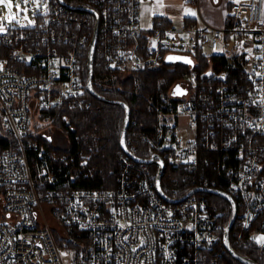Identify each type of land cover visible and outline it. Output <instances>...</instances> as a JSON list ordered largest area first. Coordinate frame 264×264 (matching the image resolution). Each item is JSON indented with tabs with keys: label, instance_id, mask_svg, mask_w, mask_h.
<instances>
[{
	"label": "built area",
	"instance_id": "built-area-1",
	"mask_svg": "<svg viewBox=\"0 0 264 264\" xmlns=\"http://www.w3.org/2000/svg\"><path fill=\"white\" fill-rule=\"evenodd\" d=\"M88 1L99 15L95 61L97 54L124 74L188 65L180 86L162 95L168 109L156 134L141 135L173 168L166 194L182 198L198 186L229 193L235 243L264 250V0H231L230 26L211 32L190 24L185 34L162 20L144 30L141 0ZM91 15L97 21L60 0L36 8L31 25L9 7L0 14V264H229L219 232L226 210L214 197L227 198L199 190L170 201L150 163L125 150L114 187L76 186L77 167L61 176L51 166L69 157L49 145L56 125L43 115L93 103L83 72ZM227 31L243 44L231 57L236 64L199 72L196 54L227 45ZM171 54L193 62L168 61ZM40 120L50 127L42 130ZM137 137L127 136L132 152Z\"/></svg>",
	"mask_w": 264,
	"mask_h": 264
},
{
	"label": "trees",
	"instance_id": "trees-1",
	"mask_svg": "<svg viewBox=\"0 0 264 264\" xmlns=\"http://www.w3.org/2000/svg\"><path fill=\"white\" fill-rule=\"evenodd\" d=\"M73 5H89L88 0H66ZM92 16V15H91ZM91 26L90 39L92 40L96 19L94 16ZM165 25H169L167 20L159 18ZM230 18L228 26L232 24ZM193 24L189 22V25ZM229 32H226L227 39ZM200 60L199 72L206 71L213 64L217 70H223L236 64V60L231 59L226 53H208L202 48L196 54ZM188 65L183 62L166 63L163 67L155 70L147 69L131 72L128 77L124 76L121 69H112L104 64H100L96 54L94 85L98 92L113 98L126 101L131 106V122L128 127L127 136L136 132V148L133 152L138 156L148 158L155 151L145 143L141 137L144 131L155 135L161 121V112L167 110L164 106L163 94H170L174 88L180 86L184 79V72ZM84 78L88 81V52L84 58ZM235 72H238L236 69ZM89 98L93 101L92 106L86 109L61 110L46 113L52 116V122L68 133L70 138L68 165L65 162H51L53 169L61 174H67L71 167H77L80 171L79 177L74 185L89 188H109L114 187L117 182V171L120 168V155L123 151L121 146V135L125 122L126 110L123 105L105 102L95 97L88 91ZM68 123V124H67ZM53 146L52 143H49ZM3 146H9L5 142ZM214 160L217 162L222 157L220 152H212ZM31 161L37 163L40 158L32 153ZM86 160L82 166L81 162ZM155 175L158 172V164H149ZM221 166V165H220ZM209 173H216L217 170L208 168ZM173 168L166 159V173L162 177V186L168 192L167 173ZM226 210L222 219L220 229V246L224 251L225 258L229 264H245L236 259L226 248L223 242L225 228L232 216L231 203L220 197H214ZM231 242L240 253L254 258L260 264H264V250L244 249L235 243L234 233L231 234Z\"/></svg>",
	"mask_w": 264,
	"mask_h": 264
},
{
	"label": "crops",
	"instance_id": "crops-1",
	"mask_svg": "<svg viewBox=\"0 0 264 264\" xmlns=\"http://www.w3.org/2000/svg\"><path fill=\"white\" fill-rule=\"evenodd\" d=\"M230 3L231 0H141V25L149 31L159 18H164L179 34H185L189 22L201 29L209 26L211 32L222 31L231 17Z\"/></svg>",
	"mask_w": 264,
	"mask_h": 264
},
{
	"label": "water",
	"instance_id": "water-1",
	"mask_svg": "<svg viewBox=\"0 0 264 264\" xmlns=\"http://www.w3.org/2000/svg\"><path fill=\"white\" fill-rule=\"evenodd\" d=\"M63 3L67 4L69 7H71L72 9L75 10H82V11H89L92 12L96 15L97 17V21H96V26H95V32L93 35V38L91 40L90 43V49H89V53H88V69H89V74H88V81H87V86L89 91L97 98L105 101V102H110V103H117V104H121L124 106L125 110H126V114H125V122H124V126H123V130H122V135H121V146L122 149L125 150L126 152H128L133 158H135L138 161L141 162H146V163H156L158 164L159 168H158V172H157V187L159 189V191L161 192V194L167 198L170 201H180L185 199L187 196L191 195L192 193L199 191V190H206L215 194H219L225 198H227L232 206H233V212H232V216L225 228V232H224V244L226 246V248L229 250V252L238 260L242 261L245 264H260L257 260H255L254 258H251L249 256H246L242 253H240L237 249L234 248V246L232 245L231 242V230L234 226L235 220H236V216H237V206L236 203L234 201V199L232 198V196L222 190L219 189H215V188H207V187H203V186H198L195 187L193 189H191L185 196H183L182 198H172L170 196H168V194H166V192L164 191L163 187H162V177H163V173L165 170V160L161 157V155L159 153H154L152 156L145 158V157H141L138 156L137 154H134L127 146V132H128V127L130 125L131 122V106L124 100L121 99H113L110 97H107L103 94H101L100 92L97 91V89L95 88L94 85V71H95V50H96V46H97V40H98V32H99V15L97 13L96 10H94L93 8L89 7V6H85V5H73L68 3L66 0H60ZM169 57H181V58H186V59H179L180 61H190L193 62L192 58L186 55H181V54H171L168 56ZM168 61H176V59L173 60H169ZM25 133V132H24Z\"/></svg>",
	"mask_w": 264,
	"mask_h": 264
},
{
	"label": "rangeland",
	"instance_id": "rangeland-1",
	"mask_svg": "<svg viewBox=\"0 0 264 264\" xmlns=\"http://www.w3.org/2000/svg\"><path fill=\"white\" fill-rule=\"evenodd\" d=\"M49 1L50 0H12L11 9L13 11L14 19L15 20L27 19L32 21L34 19L35 9L40 8L41 6L46 7ZM8 7L9 6L7 4H0V14L5 13ZM244 40H242V43L244 42ZM227 41L228 44L227 45L223 44L218 50H212L210 47H207L206 50L208 51V53H215V52L226 53L229 57H232L235 52L240 51L243 47V44L237 41L235 34L229 35ZM124 76L128 77L129 74L125 73ZM162 116L163 113L161 112V117ZM39 122L43 124L42 130L50 127L47 121L40 120ZM50 131L51 134L54 136L53 138L55 140L53 146L51 147H53L54 150L57 151L59 156H64L66 154L69 156L68 151H69L70 141L66 133H63L62 128H59L57 126ZM51 221L54 223V220Z\"/></svg>",
	"mask_w": 264,
	"mask_h": 264
},
{
	"label": "snow or ice",
	"instance_id": "snow-or-ice-1",
	"mask_svg": "<svg viewBox=\"0 0 264 264\" xmlns=\"http://www.w3.org/2000/svg\"><path fill=\"white\" fill-rule=\"evenodd\" d=\"M238 2V0H237ZM0 4H7L9 6V9L11 8V5H12V0H0ZM194 15V13H193ZM9 20L12 19L11 16L8 17ZM33 22L32 21H29V25H31ZM5 31V28L3 27V25H0V33H3ZM169 60H173V59H176V60H179V59H186V58H181V57H169L168 58ZM190 63V61H188ZM179 87V86H178ZM121 228H124L126 227L125 225H120ZM125 239H127V237H125ZM261 239H264V238H261ZM143 243V242H141ZM133 251H136V249H133Z\"/></svg>",
	"mask_w": 264,
	"mask_h": 264
}]
</instances>
